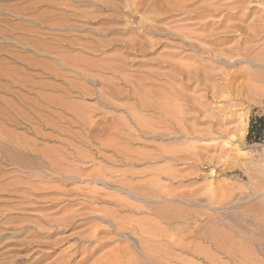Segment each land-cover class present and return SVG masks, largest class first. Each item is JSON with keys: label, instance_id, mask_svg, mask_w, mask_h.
Listing matches in <instances>:
<instances>
[{"label": "rangeland", "instance_id": "1", "mask_svg": "<svg viewBox=\"0 0 264 264\" xmlns=\"http://www.w3.org/2000/svg\"><path fill=\"white\" fill-rule=\"evenodd\" d=\"M205 1L198 0L197 4ZM171 3L172 0H0V264H50L61 261L60 255L65 257L70 251L74 264H93L96 258L114 251L108 256L113 261L127 246L130 252L140 255L136 254L142 263L152 264L141 251L148 240L157 245L156 256L160 260L155 261L160 264H264V140L249 142L247 139L255 111L258 110V115L264 114V96L223 93L218 98L207 99L206 95H212L209 83L215 84L218 80L224 86L220 75L244 71L249 63L240 61L231 66L218 62L213 55H197L181 40H175L170 27L187 24L195 28L197 24L180 20L181 15L166 18L169 14H161L160 6ZM253 16L255 13L249 20ZM131 38L146 42V47L127 49L122 40ZM99 43L108 44L105 52L98 49ZM243 43L241 37H236L218 48L243 47ZM179 55L182 62L203 69L213 81L207 80L208 85L202 83L198 87L192 85L193 81H182L179 73L170 70ZM78 59L80 63L100 64L123 60L122 73L128 81L119 87L124 90L138 85L139 78L146 76L147 88L152 87L155 92L164 91L175 98L167 86L169 83L174 88H182L193 102L195 97L206 101L208 110L201 106L202 113L187 111L188 127L196 128L202 136L168 140L141 137L134 144L140 150L155 151L158 144L183 140L179 145L185 150L182 149L183 155L177 161L158 158L140 160L132 166L121 161L118 164L105 161L94 146L73 136V132L82 129L78 122L70 124L51 112H61L54 107L53 99L67 96L68 100L83 102L93 110L97 108L91 113L94 119L107 112L127 118L123 105L114 109L100 103L96 95L83 97L77 90L66 95L71 91V82L81 80L91 84L78 74ZM253 68L264 72L262 66ZM247 75L244 72L238 76L235 85L244 84ZM106 76L121 82L115 74ZM231 102L236 103L231 107ZM142 113L150 119L157 116L152 111ZM66 115L65 118L71 117ZM192 116L198 117V123ZM111 120L112 117L103 123ZM68 141L94 157V161H76L87 173L107 169L114 172L116 177L112 179H115L134 167L133 170L142 173L132 180L143 183V190H152L153 197H138L120 188L121 184L106 185L87 175L82 180L63 177L59 170L65 164L56 165L44 155L72 152ZM101 151L104 156L112 155L110 150ZM158 168L173 172L159 178L153 171ZM150 179H155L157 186L149 184ZM77 186L85 192L95 188L107 201L79 194ZM113 199L135 208L121 207ZM66 205L67 209H63ZM89 206L98 209L93 211ZM102 211L116 212L119 230L115 231L112 222L101 218ZM162 212L171 216L165 218ZM73 213L77 216L71 221L63 225L56 222ZM150 221L152 226L155 224V234ZM96 224L109 228V233L101 232L86 239L85 235L93 233ZM55 240H59L56 245ZM81 241L95 249L86 261L82 259L87 253L77 251ZM33 246L29 251H22ZM162 251L170 252V258L162 257Z\"/></svg>", "mask_w": 264, "mask_h": 264}, {"label": "bare ground", "instance_id": "2", "mask_svg": "<svg viewBox=\"0 0 264 264\" xmlns=\"http://www.w3.org/2000/svg\"><path fill=\"white\" fill-rule=\"evenodd\" d=\"M172 1L173 3L167 6H165L166 4L163 2L165 5L162 4V6H160L161 14H164L165 16L166 14L167 15L169 14L168 16H166V18H169L174 15L175 16L181 15L180 20H184L188 24L192 21L193 23L195 22L197 24L195 28H190L189 26H187V24H184V25L182 24L181 26L177 24L178 26L170 27V34H172V37L175 40L176 39L181 40V42L184 45H187L189 48H191L197 55L198 54L207 55L208 53V54L213 55L218 62H223L231 66L236 65L240 61H244V62L247 61L249 63V66L244 67L245 69L244 71L236 70V72H232V73L228 72L225 76L220 75V78H222L224 86H221V83H218V80H217V83L215 84H210V83L209 85L206 84V81L211 80L212 78L209 75H206L205 74L206 72L204 73L203 69L201 70L197 66L195 67L192 64L182 62V59H180V55H179V59H177L178 57L176 59L174 58L175 61H173L174 64L172 65L171 67L172 69L170 70H173L176 73H179L181 75L182 81H184V79H187L188 81H193L192 85H194L195 87L200 86L202 83H204L205 85H208V89L210 88L212 90V95H206L205 97L207 99L218 98L219 95L220 94L223 95V93H226V94L228 93L234 96H239L244 93L248 96L249 95L264 96V72L262 71L256 72V69L253 68L254 66H262L264 68V46L260 47L264 45V0H206L205 2L199 5L197 4L198 0H195V1L172 0ZM135 4L137 5L139 3L137 2ZM195 5H198V6H195ZM254 13H255V16H253L251 20H249L251 15ZM256 13H260V14L257 15ZM218 16L219 18H216ZM161 31H164V30H161ZM236 37L242 38V40L244 41L243 47L240 46L241 44L239 43L240 45H236L228 49L225 47L218 48L220 45L226 44L229 41L234 40ZM122 44L124 45V47H126L127 49H131V50L143 49L146 47V42L137 41L135 38L123 39ZM106 45L108 44L99 43L98 49L105 52L104 48ZM106 49L107 48H105V50ZM64 60H65L64 62L66 63L67 59L64 58ZM70 61H72V59ZM197 61H201V60L197 59ZM78 62H79V59H78ZM77 67L80 69V71H78V74L85 80V82H91V84L88 85L84 83L83 81L80 82L81 80L71 82L70 84L71 91H67L68 93L66 92V95H71L73 90H77L78 93L81 94V96L83 97L96 95L100 103L105 104L106 106L113 107L114 109H119V106L123 105L125 106L124 110L127 113V118L126 116H123L121 114L114 115L110 112H107L105 113V116H102V117L99 116V118L94 119L91 113L92 112L95 113L97 108L93 110L90 106H87L83 102H79L76 100H68L67 96L53 99L54 102L52 103L54 104V107L57 106L58 108H60L61 112H56V111L55 112L51 111V112H53V114L58 119L60 120L64 119L70 124H73L74 122H78L82 129L81 131L73 132V136L79 137L80 139L78 140H81L82 142H85L86 144L88 143L89 145L94 146L96 148V152L98 153L99 157L103 158L105 161L112 160V161H116L117 164H118V161H121L122 163L125 162L128 164H131V166L132 164L136 165V163L140 160L141 161L142 160H152V159H158V158H163L164 160H167V161H177L180 159V156L183 155L182 152L185 150L179 145L181 141L183 140L168 141L166 143L164 142V144L163 143L158 144L157 149L155 151H145L143 149L140 150L141 148H137L139 146L134 147V144L135 143L138 144V142L141 141V137L143 138L154 137V138H163V139L168 140L171 137L178 138V136L179 137L182 136L185 138L191 135H194V138H199V136H202V135L197 134L198 131L196 128L190 129L188 127L187 119L189 117L187 115V111L191 109V110H196L197 112L202 113L201 106L205 109L208 108L206 101L197 99V97H195L196 100L193 102L191 99L192 97L188 93L183 91L182 88L180 87L174 88L171 85H169V83L167 86H169L171 90L174 92L175 98H170L167 95V93L164 91L155 92L151 90L152 87L151 89L147 88L148 77L146 76L142 77L141 79L139 78V82L136 81L138 85L133 84L132 86H130L129 90H124L123 88L119 87V84L124 83L123 81H128L125 74L122 73V70H124V67H125L123 60H121L120 63H115V64L114 63L113 64H110V63L100 64V63H97V62L95 63L91 61L87 63L83 62L77 65L76 68ZM244 72H248V75H247L248 78L246 82L244 84L242 83L241 85L236 86L235 83H236V80L238 79L237 77L243 74ZM108 73L115 74L116 79L121 82H116L111 77H107L106 74ZM215 81L216 80L214 79V82ZM95 82L97 83L96 85H95ZM98 85H101V86L98 87ZM186 87H190V85H186ZM132 99H134V101L130 102V100ZM191 102L193 103V105L189 104ZM235 103L231 102L229 103V105L232 107L233 105H235ZM197 104L200 106H197ZM142 111H152L157 116L152 117L150 119V118H147L148 116L146 117L142 113ZM66 114H69L71 117L65 118L64 115ZM111 117H112V120L109 123L107 122L108 124L105 123L106 124L105 125L103 122H105V120L109 121V118ZM192 118H194L195 122L198 123L197 116H194V117L192 116ZM100 123H103L104 125L102 124L101 126ZM97 129H98V132H95ZM82 133H85L87 137L83 136ZM195 134H197V136H195ZM67 144L73 150L72 152H65V154L62 153L61 155L58 154L57 156H54V154L51 156L44 155L48 157V159L50 157V161L56 165L65 164V166L64 167L62 166V168H60L59 170V174H61L63 177H69V178L82 180V176L87 175L92 180H95L98 182L101 181L102 183L106 185H111V184H116V183L121 184L120 188L128 189V191H130L135 196L143 197V198L153 197L152 196L153 194L151 193L152 190L151 191L147 189L143 190L142 189L143 183H139L138 181L132 180L137 175H140L142 173L141 171L133 170L134 169L133 167V169L131 168L130 170L124 171L122 173L120 171L121 177L119 176L115 179H112V177H116L115 174H113L114 172L112 173L107 169L99 168L98 171L95 173L93 172L87 173L85 169H82L77 165L78 162L76 163V161H82V160H88V159L91 160L94 157H91L90 156L91 154H88V153L86 154L84 150L82 151L81 148L80 150L73 142L68 141ZM98 145L102 147H98ZM101 149L112 151V155L104 156ZM116 158L118 160H116ZM92 161L94 160L92 159ZM59 167L60 166H58V168ZM153 171H156L155 176L159 178L165 175L170 176L171 173L173 172V170L169 168H160V169L158 168V169H153ZM108 175H110V177H108ZM143 181L145 182V180ZM149 182H151L149 184L157 186L155 179H150ZM76 190L79 194H83L86 197L91 196L92 199L96 198V199H100L103 201H107V198L105 196H100L102 195L101 194L102 192L99 190H96L95 188L94 189L92 188L91 190L89 191L87 190L85 192V190H82L81 187L77 186ZM69 191L70 190H67L64 192L68 193ZM112 196H109V197L113 198L114 196L113 197ZM114 202L121 207H125V206L127 207L129 205L128 208H130V205H131L129 203L127 205L124 201H120V200L114 201ZM132 206L135 208L134 205H131V209L133 208ZM67 207L68 206L66 205V206H63L62 208L67 209ZM90 208L93 209V211L95 210L97 211L98 209L97 206L90 207ZM115 213L105 212L101 218L104 221L112 222L114 228L116 229L115 231H117L119 230L118 225L120 223L117 221L118 220L116 219L117 214ZM80 215H85V214L82 213ZM164 215H166L165 218H167L168 216H171V215H167V213L165 212H162V216ZM75 216L77 215L73 213V214L66 216L65 218L58 219L56 222L60 225L61 224L63 225L67 223L68 221H71ZM117 217L119 218V216ZM178 217H182V216L178 215ZM122 221H125V220H122ZM157 222H159V220ZM152 224L153 226L155 225L154 223ZM96 225L97 227H95ZM96 225L94 226L95 227L94 230L92 229L93 233H87L85 235L86 239H91L92 236H97L101 232L109 233V230H110L109 228L106 229L104 227L102 228V226L99 224H96ZM149 225L150 227L152 226L151 221ZM153 226L151 228H153ZM140 229L143 230V228H140ZM155 229L156 228H153V230L151 229V231L153 232L155 231ZM144 231L145 230H143L142 232ZM156 233H160V232H156ZM151 235L153 237V234ZM55 241L56 242H54V244L56 245L59 242V240H55ZM149 241L151 240L144 242L145 246H141V251L144 253L146 258L152 262V264H160L161 262L157 263L155 261L157 258H159V255H157L158 257L156 256V253L158 252L156 248L157 245L155 244L156 245L155 247L154 244L152 245L153 241L151 243ZM84 242L85 241H81V244H78L79 246H77V249H78L77 251H79L80 253L81 252L87 253V255L84 256V258L82 259V261L88 260V258H90L94 254V250H95V249L94 250L90 249L88 245H84L83 244ZM33 248L34 246L27 247V248H24L22 251H29ZM127 249L128 251H126ZM129 249H130L129 246H127L126 250L120 251L121 250L120 249L119 250L120 252L115 256V259L113 261L110 260L111 258L109 257L111 254H114L116 252L113 251L111 253H105L104 256H102V258L104 257L103 259L101 257L96 258L93 264H144L142 263L143 261L141 262V260H139L138 256L140 255L136 253L138 255L137 256L136 254L130 252ZM65 254L67 256L66 260H65L66 256L64 257L62 254L58 258L61 261H56L55 263H50V264H74L75 261L73 262V259H72L73 252L70 251ZM160 255L164 258H168V257L170 258L169 255L171 254L170 252L167 253L165 251H162V254ZM158 260H160V258ZM78 263L79 262L75 264H78Z\"/></svg>", "mask_w": 264, "mask_h": 264}, {"label": "trees", "instance_id": "3", "mask_svg": "<svg viewBox=\"0 0 264 264\" xmlns=\"http://www.w3.org/2000/svg\"><path fill=\"white\" fill-rule=\"evenodd\" d=\"M251 117L247 139L249 142H261L264 140V114H256Z\"/></svg>", "mask_w": 264, "mask_h": 264}]
</instances>
